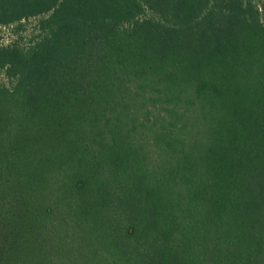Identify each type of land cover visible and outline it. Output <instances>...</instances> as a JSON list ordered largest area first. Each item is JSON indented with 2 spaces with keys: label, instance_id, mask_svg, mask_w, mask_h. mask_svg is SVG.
<instances>
[{
  "label": "trees",
  "instance_id": "obj_1",
  "mask_svg": "<svg viewBox=\"0 0 264 264\" xmlns=\"http://www.w3.org/2000/svg\"><path fill=\"white\" fill-rule=\"evenodd\" d=\"M254 4L0 0V264H264Z\"/></svg>",
  "mask_w": 264,
  "mask_h": 264
},
{
  "label": "rangeland",
  "instance_id": "obj_2",
  "mask_svg": "<svg viewBox=\"0 0 264 264\" xmlns=\"http://www.w3.org/2000/svg\"><path fill=\"white\" fill-rule=\"evenodd\" d=\"M247 2V0H243ZM254 5L259 6L258 18L264 27V0H250ZM46 14L30 16L29 18L7 26H0V44H7L13 40H19L23 48L34 45L41 37L45 29L43 28V18ZM13 78L7 77L3 69H0V85L12 87Z\"/></svg>",
  "mask_w": 264,
  "mask_h": 264
}]
</instances>
